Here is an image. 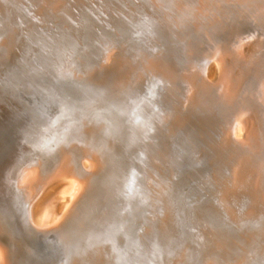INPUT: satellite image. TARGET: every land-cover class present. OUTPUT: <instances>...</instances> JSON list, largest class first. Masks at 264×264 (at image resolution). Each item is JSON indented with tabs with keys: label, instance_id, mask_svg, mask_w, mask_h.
I'll list each match as a JSON object with an SVG mask.
<instances>
[{
	"label": "rangeland",
	"instance_id": "rangeland-1",
	"mask_svg": "<svg viewBox=\"0 0 264 264\" xmlns=\"http://www.w3.org/2000/svg\"><path fill=\"white\" fill-rule=\"evenodd\" d=\"M263 87L264 0H0V192L14 205L0 219L34 264L85 249L105 264H264ZM246 117L260 132L243 151L230 128ZM63 146L71 168L99 163L81 167L60 235L71 214L33 227L16 180Z\"/></svg>",
	"mask_w": 264,
	"mask_h": 264
},
{
	"label": "bare ground",
	"instance_id": "bare-ground-1",
	"mask_svg": "<svg viewBox=\"0 0 264 264\" xmlns=\"http://www.w3.org/2000/svg\"><path fill=\"white\" fill-rule=\"evenodd\" d=\"M219 77V73L217 72V71H215V73H213L212 75H210V79L211 80H214V79H217ZM202 86V83H200V87ZM231 86V84L229 83L227 86H226V90H228V88ZM202 87H204V86H202ZM264 88V87H263ZM204 89H206V88H204ZM263 93V92H262ZM264 95V94H263ZM264 97V96H263ZM262 97V99H264ZM264 102V101H263ZM264 105V104H263ZM251 119H249L248 117H246V118H239V119H237L236 121H233V122H231V128H230V130H231V132H232V134L230 133V131H229V133L231 134V135H234V136H237V137H240V138H238L237 140H236V142H237V146H240L241 147V145H242V150H243V145L245 146H249L250 145V147H251V143L252 142H250L249 140H248V138L250 137V132H251V130H252V128H253V122H251L250 121ZM254 121H258L257 123H259V120H254ZM255 123V122H254ZM256 126H257V124H256ZM258 128V127H257ZM80 130H82V129H80ZM103 130V129H102ZM229 130V129H228ZM258 131V130H257ZM258 132H260V131H258ZM225 134V133H224ZM226 136H224V138H225ZM257 137H258V135H257ZM256 137V138H257ZM75 139H77V138H75ZM262 139L264 140V138H262V136H261V141H262ZM104 140V139H103ZM234 140V139H233ZM257 140V139H256ZM255 140V141H256ZM81 141H82V139H81ZM260 140H258V142H261ZM102 142V141H101ZM226 142V141H225ZM87 143V142H86ZM261 143H263V141L261 142ZM261 143H257V144H260V145H262ZM70 144V143H69ZM254 144V143H253ZM69 146V145H68ZM254 146V145H253ZM78 147V146H77ZM100 147V146H99ZM257 147V146H256ZM255 147V148H256ZM258 147H262V146H258ZM257 147V148H258ZM239 148V147H238ZM253 148V147H252ZM251 148V149H252ZM256 148V149H257ZM260 148H258V150H260ZM75 149V148H74ZM241 149V148H240ZM250 149V148H249ZM65 150V148H64V146H63V151ZM67 150V149H66ZM65 150V151H66ZM258 150H253V152H256V151H258ZM59 151H61V149L59 150ZM58 151V152H59ZM63 152L62 153V151L60 152V154H61V156L59 155L58 156V161H56L57 163H55L54 164V166H53V168L52 167H48V170H46L47 169V167H43L42 166V169L44 168V170H40L38 167H36L35 166V164H33L32 163V166L33 167H27V168H24V166H23V170L20 172V176H18L19 178H18V180H16L17 182H18V185H16V186H20L19 188H21L20 190L25 194V198H26V200H27V208H28V212H27V221H29L32 225H33V227H35V228H46V229H49V228H47L48 226V224L50 223V222H53V221H57L58 219L59 220H61L63 217H66V216H69V214H70V209H71V205H72V203L73 202H75V201H77L76 199L79 197V195L80 196H82L81 194H83V192H81L82 190H83V188H84V186H85V175L87 176V174L84 172V171H82L83 169H81V167L82 168H85V167H89V168H91V170H92V168L95 166V164H96V167H97V163H99V162H97V161H95V159L93 158V157H91V156H88L87 154H82L81 155V158H80V161H79V164L77 163L75 166H73L72 168L70 167V164L67 162V158L64 156V155H62V154H64V153H66V152ZM244 151V150H243ZM246 152H247V149L245 150ZM239 152V151H238ZM242 152V151H241ZM251 151H249V153H250ZM257 153V152H256ZM245 154V153H244ZM243 153H242V155H244ZM247 154V153H246ZM257 154H259V152L257 153ZM256 154V155H257ZM91 155V154H90ZM94 155V154H93ZM105 155V154H104ZM97 156H98V154H97ZM251 156V155H250ZM80 157V156H79ZM88 157H90V158H88ZM96 157V156H95ZM102 157V156H101ZM244 157H245V155H244ZM239 158H242V162L245 160H243V156L241 157H239ZM247 158H248V156H247ZM251 158V157H250ZM252 159V158H251ZM249 160L251 163H252V160L253 159H255V158H253L252 160ZM79 160V159H78ZM256 160V159H255ZM258 160V159H257ZM246 161V160H245ZM248 161V160H247ZM97 162V163H96ZM35 163V162H34ZM38 163H40V162H38ZM49 163V162H48ZM47 163V164H48ZM261 163V165L260 164H258L257 166L258 167H261V166H264L263 164V162H260ZM245 163L243 162V166H245L244 165ZM248 164H249V162H248ZM28 165V164H27ZM29 165H31V163L29 164ZM28 165V166H29ZM40 165H42V164H40ZM247 165V164H246ZM252 165V164H251ZM52 166V165H51ZM248 166V165H247ZM254 166V165H253ZM255 167H256V165H255ZM255 167H253V169L252 168H250L251 170H254V168ZM22 168V167H21ZM20 168V169H21ZM234 168H235V166H234ZM234 168H232V169H234ZM244 168H246L247 169V167H244ZM261 168H263V167H261ZM236 169V168H235ZM234 169V170H235ZM240 168H238V170H239ZM95 170V168H93V171ZM245 170V169H244ZM247 170H249V168L247 169ZM247 170H245L244 172L245 173H243V174H247ZM256 170V169H255ZM262 170V169H261ZM232 172H234V171H232ZM242 172V171H241ZM240 172V173H241ZM258 172H260V171H257V173ZM88 173H89V171H88ZM93 173V172H92ZM240 173H238V174H240ZM234 174H236V173H234ZM248 174H249V172H248ZM250 174H252L253 175V172H251ZM261 174V173H260ZM88 175H90V174H88ZM241 175H242V173H241ZM252 175H251V177H252ZM235 176H237V174L235 175ZM239 176V175H238ZM253 176H257V175H253ZM17 177V176H16ZM89 177V176H88ZM158 177V176H157ZM232 177V176H231ZM245 177V176H244ZM243 177V179H244V184L243 185H245V179H247L248 181H249V179H251V178H244ZM248 177H250V176H248ZM258 177H260V175H258ZM13 178V177H12ZM105 178V177H104ZM153 178V177H152ZM160 178V177H159ZM164 178V177H163ZM162 177H161V179H163ZM237 178V177H236ZM253 179H251V180H253L254 181V177H252ZM262 178V177H261ZM149 179V180H148ZM147 180L148 181H150L151 180V178H148ZM155 179V178H154ZM161 179H157V180H161ZM165 179V178H164ZM145 180V179H144ZM146 180V181H147ZM156 180V179H155ZM236 181H237V179H235ZM234 180V181H235ZM250 180V181H251ZM255 180H258V179H255ZM263 180H264V178H263ZM148 181L146 182V183H148ZM153 180H151L150 182H152ZM167 180L165 179V181L164 182H166ZM235 181V182H236ZM252 181V182H253ZM262 181V180H261ZM153 182H155V181H153ZM152 182V183H153ZM161 182H163V180L161 181ZM163 182V183H164ZM235 182H233V183H235ZM238 182V181H237ZM169 183V182H168ZM247 183V182H246ZM248 183H250V182H248ZM261 184H263L262 182H260ZM260 183H257V185L258 184H260ZM150 184V183H149ZM149 184H146L147 186L149 185ZM156 184V183H155ZM157 184H159V183H157ZM251 184V183H250ZM254 184L255 183H253L252 185L254 186ZM145 185V186H146ZM239 185V184H238ZM146 186V187H147ZM157 187H158V185H156ZM167 186H170V185H167ZM234 186H235V184H234ZM246 186V185H245ZM249 186V185H248ZM247 186V187H248ZM255 186H256V184H255ZM145 187V188H146ZM149 187V186H148ZM148 187L146 188V189H148ZM151 187H153L152 185H151ZM163 187V186H162ZM250 187V186H249ZM261 187V186H260ZM264 186H262L261 188H263ZM18 188V187H17ZM91 188V187H90ZM150 188V187H149ZM163 188H165V187H163ZM172 188H173V186H172ZM236 188V187H235ZM258 188V187H257ZM158 189V188H157ZM167 189H168V187H167ZM169 189H171V188H169ZM174 189V188H173ZM247 189V188H246ZM253 189H254V187H253ZM264 189V188H263ZM154 190V189H153ZM152 189H151V191H153ZM159 190V189H158ZM249 190H252L251 188L249 189ZM258 190V189H257ZM260 190H262V189H260ZM155 191H157V190H155ZM154 191V192H155ZM162 191H163V189H162ZM171 191V190H170ZM263 191V190H262ZM18 192H20V191H18ZM95 192V191H94ZM154 192H152V193H154ZM164 194H165V189H164ZM162 192V193H163ZM168 192V191H167ZM235 192V191H234ZM245 192H249V191H245ZM254 192H255V189H254ZM257 192V191H256ZM87 193H88V191H87ZM147 193H149V192H147ZM156 194H157V192H155ZM158 193H159V191H158ZM161 193V194H162ZM90 194V193H89ZM160 194V193H159ZM236 194V193H235ZM252 195H253V193H251ZM23 195V194H22ZM96 195V194H95ZM150 195V194H149ZM148 195V196H149ZM155 195V194H154ZM170 195V194H169ZM238 195V194H237ZM251 195V196H252ZM254 195H255V193H254ZM260 196V193H258V194H256V196ZM264 195V194H263ZM262 195V196H263ZM147 196V197H148ZM152 196V195H151ZM163 196V195H162ZM165 196V195H164ZM163 196V197H164ZM168 196V195H167ZM166 196V197H167ZM236 196V195H235ZM248 196H250V195H248ZM87 197H89V196H87ZM96 197V196H95ZM158 197H159V195H158ZM161 197V196H160ZM255 197V196H254ZM253 197V198H254ZM92 198H94V196L92 197ZM150 198V197H149ZM258 198V197H257ZM60 199V200H59ZM88 199H91L90 197L88 198ZM97 199V198H96ZM154 199V198H153ZM152 198H151V200H153ZM156 199V198H155ZM167 199V198H166ZM24 200V199H23ZM86 200V199H85ZM158 201L160 200V198H158L157 199ZM163 200V199H162ZM165 200V199H164ZM92 200H90V202H91ZM157 201V202H158ZM167 201V200H166ZM165 201V203H167ZM159 202H164V201H159ZM164 203V204H165ZM250 203V202H249ZM258 202H255V204H257ZM261 204V202L260 203H258V205H260ZM83 205V204H82ZM264 205V204H263ZM76 206V205H75ZM84 206V205H83ZM169 206V204H167V207ZM171 206V205H170ZM162 207V206H161ZM164 208H166V207H164ZM163 208V209H164ZM173 208V207H172ZM26 209V208H25ZM30 209V210H29ZM169 209H171L170 207H169ZM169 209L167 208V211H169ZM89 210V209H88ZM157 210V209H156ZM161 210V209H160ZM173 210V209H172ZM172 210H170V211H172ZM258 210H261L260 208H258L257 209V211ZM81 210H79V212H80ZM150 211V210H149ZM163 211V210H162ZM161 211V212H162ZM262 211H264L263 209H262ZM137 212V211H136ZM158 212V211H157ZM173 212V211H172ZM172 212H171V215H172ZM177 212V211H176ZM24 212H23V210H21V212H20V215H22ZM91 213V212H90ZM160 213V212H159ZM163 213V212H162ZM165 213V212H164ZM162 214V215H166V214ZM82 214V213H81ZM86 214V213H85ZM157 214V213H156ZM175 213L173 212V215H174ZM79 215H80V213H79ZM78 215V216H79ZM88 215H89V212H88ZM87 215V216H88ZM149 215V214H148ZM147 215V216H148ZM160 215V214H159ZM167 215H169V214H167ZM172 215V216H173ZM176 215V214H175ZM175 215H174V217H175ZM23 216V215H22ZM162 217H164V216H162ZM161 217V215H160V218L159 219H161V221H160V223L162 222V224L164 225L165 223H166V221H165V223H163V221H162V218ZM168 217V216H167ZM172 218V217H171ZM177 218V217H176ZM175 218V219H176ZM66 219H67V217H66ZM77 219V218H76ZM87 218H85L84 220H86ZM89 219H91V218H89ZM98 219V218H97ZM165 219H166V216H165ZM93 219H91V220H89V221H92ZM141 220V219H140ZM139 220V221H140ZM170 220V219H169ZM171 220H173V218L171 219ZM171 220H170V222H171ZM83 221V220H82ZM89 221H88V219H87V222L89 223ZM77 222V221H76ZM168 223H170L169 221H167ZM172 222H174V221H172ZM57 223V222H56ZM56 223H55V226H56ZM87 223V224H88ZM152 223V222H151ZM264 223V222H263ZM155 224V223H154ZM159 224V223H158ZM167 224V223H166ZM171 224V223H170ZM50 225H53V224H50ZM160 225V224H159ZM162 225V226H163ZM175 225H176V220H175ZM174 225V226H175ZM89 226H90V224H89ZM153 226V225H152ZM151 226V227H152ZM167 226V225H166ZM168 226H170V225H168ZM167 226V227H168ZM173 226V225H172ZM174 226L172 227V228H174ZM51 227V226H50ZM54 227V226H53ZM60 227V226H59ZM167 227H165V229H169V228H167ZM145 228V227H144ZM160 229H161V225H160V227H159ZM46 229H44V232H45V230ZM72 229H73V227H72ZM148 229V228H147ZM156 229V228H155ZM162 229H163V227H162ZM53 230V229H52ZM59 230V229H58ZM57 230V231H58ZM74 230V229H73ZM151 230V229H150ZM164 230V229H163ZM170 230V229H169ZM259 230H261V228L259 229ZM263 230V229H262ZM62 231V230H61ZM93 231V230H92ZM138 231V230H137ZM167 232H168V230H166ZM171 231H172V229H171ZM176 231V230H175ZM264 231V230H263ZM43 232V233H44ZM48 232V231H47ZM52 232V231H51ZM51 232H48V233H51ZM54 232V231H53ZM162 232V231H161ZM61 233V232H60ZM123 233V232H122ZM164 233V232H163ZM168 233H170V232H168ZM263 233V232H262ZM47 234V233H46ZM45 234V235H46ZM110 235H111V233H109ZM259 234H261V231H260V233ZM64 235V234H63ZM69 235H70V233H69ZM73 235V234H72ZM109 235V236H110ZM166 235V234H165ZM168 235H170V234H168ZM262 236V235H261ZM43 237V236H42ZM62 237H64V236H62ZM66 237V236H65ZM71 237V236H70ZM34 238V237H33ZM68 238V237H67ZM72 238V237H71ZM70 238V239H71ZM44 239V238H43ZM69 239V238H68ZM69 239V240H70ZM98 239V238H97ZM42 240V239H41ZM69 240H67V242L69 243ZM72 240H74V239H72ZM105 240V239H104ZM44 241V240H43ZM46 241V240H45ZM34 242V241H33ZM41 242V241H40ZM129 242V241H128ZM75 243V242H74ZM35 244V243H34ZM38 244V246H37V248L39 247V243H37ZM43 244V243H42ZM41 244V245H42ZM122 244V243H121ZM44 245V244H43ZM42 245V246H43ZM70 245V244H69ZM73 245H75V244H73ZM79 245V244H78ZM123 245V244H122ZM36 246V245H35ZM129 246V245H128ZM34 247V246H33ZM32 247V248H33ZM45 247H46V245H45ZM59 247V246H58ZM92 247V246H91ZM3 245H2V243H1V241H0V264H4L5 263V261H4V257H3ZM30 248V247H29ZM44 248V247H43ZM96 248H99V247H96ZM44 249H47V248H44ZM43 249V250H44ZM53 249V248H52ZM56 249V248H55ZM75 249V248H74ZM77 249H78V247H77ZM104 249V248H103ZM40 250V249H39ZM42 250V248H41V252L43 251ZM54 250V249H53ZM61 250V249H60ZM63 250H65L66 251V249H63ZM68 250V249H67ZM81 250V249H80ZM97 250V249H96ZM128 250V249H127ZM58 251V250H57ZM79 251V250H78ZM124 251V250H123ZM44 252V251H43ZM54 252H56V251H54ZM81 253H82V251H80ZM79 252V253H80ZM100 252H101V250H100ZM127 252V251H126ZM185 252V251H184ZM36 252H34V254H35ZM46 253V252H45ZM57 253V252H56ZM75 253H76V251H75ZM122 253V252H121ZM120 253V254H121ZM135 253V252H134ZM178 253V252H177ZM182 253V252H181ZM61 254V253H60ZM67 254H68V251H67ZM70 254V253H69ZM183 254V253H182ZM36 255V254H35ZM38 255H39V253H38ZM57 255H59V254H57ZM66 255V254H65ZM64 255V256H65ZM73 255V254H72ZM130 255V254H129ZM128 255V256H129ZM44 257L46 256V255H43ZM70 256V255H69ZM78 256V255H77ZM136 256H138V255H136ZM39 257V256H38ZM230 257V256H229ZM42 258V257H41ZM50 258H52V257H50ZM66 259H68L67 257H65ZM64 258V260H66ZM112 258V257H111ZM110 258V259H111ZM189 258H190V256H189ZM43 259V258H42ZM44 259H46V258H44ZM43 259V260H44ZM49 259V258H48ZM48 259H47V261H48ZM189 260V259H188ZM217 260V259H216ZM221 261H222V259H220ZM56 261V258H55V260H54V262ZM120 261V260H119ZM210 261V260H209ZM213 261V260H212ZM66 262V261H65ZM111 262H113V261H111ZM114 262H115V260H114ZM123 262V261H122ZM239 262V261H238ZM42 263V262H41ZM124 263V262H123ZM206 263L208 264V261H206ZM210 263V262H209ZM211 263H214V262H211ZM217 263H218V260H217ZM233 263H234V261H233ZM55 264H56V262H55ZM66 264V263H65ZM111 264V263H110ZM186 264V263H185ZM191 264H193V263H191ZM220 264V263H219ZM231 264H232V262H231ZM235 264H237V263H235Z\"/></svg>",
	"mask_w": 264,
	"mask_h": 264
},
{
	"label": "water",
	"instance_id": "water-1",
	"mask_svg": "<svg viewBox=\"0 0 264 264\" xmlns=\"http://www.w3.org/2000/svg\"><path fill=\"white\" fill-rule=\"evenodd\" d=\"M166 67L167 66H165V68ZM203 92L204 91L196 92V98L198 99L199 95L203 94ZM201 96L203 98V95ZM256 137H257V129L253 125V128L250 132V137L248 138V140L254 143L256 140ZM0 201L6 202V204L3 203L4 206L2 207L8 209V212L14 216V209H13L14 205H12L13 204L12 202L10 203L11 200L9 199V197H6V194L3 193L2 191L0 192ZM7 201L10 203L9 205L7 204ZM1 205L2 204L0 203V209H1ZM73 214L74 213H72L70 217H68L66 223H64L60 227L59 230L61 231L62 229L60 235L65 234L67 229H71L73 226H75V222H74L75 217H72L74 216ZM0 241L4 247L3 248V257L5 261L4 264H34L32 263L33 259H32V255H30V250L28 248L25 249L22 246L23 241L25 242L27 241L17 240L12 226L8 225L2 219H0ZM77 259H75L72 263L77 264L78 262V264H105L103 254L99 250H96V249H85L84 251H82L81 254L78 255Z\"/></svg>",
	"mask_w": 264,
	"mask_h": 264
}]
</instances>
